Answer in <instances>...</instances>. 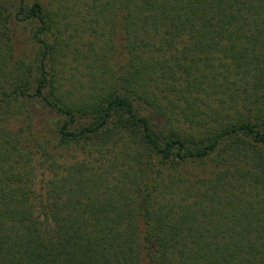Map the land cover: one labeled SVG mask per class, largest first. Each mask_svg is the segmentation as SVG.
I'll return each mask as SVG.
<instances>
[{"label":"trees","instance_id":"obj_1","mask_svg":"<svg viewBox=\"0 0 264 264\" xmlns=\"http://www.w3.org/2000/svg\"><path fill=\"white\" fill-rule=\"evenodd\" d=\"M0 264H264V0H0Z\"/></svg>","mask_w":264,"mask_h":264},{"label":"rangeland","instance_id":"obj_2","mask_svg":"<svg viewBox=\"0 0 264 264\" xmlns=\"http://www.w3.org/2000/svg\"><path fill=\"white\" fill-rule=\"evenodd\" d=\"M15 34L18 36V38H20V35H21L22 39L27 38V31H25L24 33L20 34V30L16 29ZM68 34H69V32H65L63 35L67 36ZM21 38H20L19 44L17 45L18 51L24 52L27 55L32 53L33 50H34L32 48V46L27 41L24 42V40H22ZM72 39L73 38L69 39V41H72ZM67 49H70V48H67ZM73 59L74 58H73L72 54L66 55V59L64 60V63H63V68L65 70L63 72V76L64 77H70L71 75H73L76 78L82 79L84 77V75L82 74V70H81V68H77L76 67L78 61L73 62V61H75ZM67 82H68V80H66V83ZM15 123L16 122H12L13 127H16L17 125H19V123H17V124H15ZM67 155H73V156H75L77 158L81 156V154H79V153H77L75 151H70V153H68Z\"/></svg>","mask_w":264,"mask_h":264}]
</instances>
